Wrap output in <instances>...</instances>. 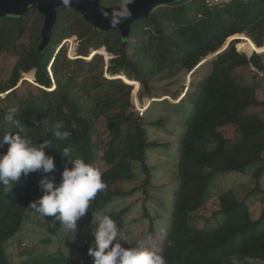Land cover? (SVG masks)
<instances>
[{
	"label": "trees",
	"instance_id": "trees-1",
	"mask_svg": "<svg viewBox=\"0 0 264 264\" xmlns=\"http://www.w3.org/2000/svg\"><path fill=\"white\" fill-rule=\"evenodd\" d=\"M115 1V4L119 3V0ZM31 14L36 17V24L42 25V16L35 9L23 16L0 19V52L19 54L21 66L2 88L1 94L10 93L0 97V136L12 133L26 135L33 143L50 141L53 148L45 151L54 157L56 167L52 173L36 171L27 177L22 175L20 182L9 192L0 188V264H12L7 244L27 224L29 204L43 195L39 181L47 176L60 182L66 166V158L61 153L65 147L71 149L73 158L84 159L93 166L103 150L102 159L108 166L102 172L106 188L91 201L89 211L83 217L87 218L84 225L90 224L93 214L105 213L123 229V218L133 206L120 212L113 209L108 213L106 210L114 203L134 198L139 192L135 188L125 189L137 178L135 169L139 163L148 176L144 185L138 188L143 190L146 200L151 199L149 153L176 146L172 142L149 141L148 127H162L168 132V126L164 118L145 124V118L134 111L131 86L135 88L132 84L135 82L105 77L92 82L91 74L102 63L103 54L95 55L89 63L81 59L69 60L63 55V45L58 54L53 55L56 45L74 35L81 40L79 57L88 58L91 49L102 48L114 56L108 73L113 77L123 76L125 81H138L142 87L141 103L146 98H157L153 97L155 78L176 75L178 70L188 76L195 70L193 77L205 66L208 68L191 82L181 101L186 99L190 109L182 117L185 127L177 139L179 153L175 180L178 187L172 191L173 203L168 211L170 226L161 233V243L154 241L158 236L155 225L159 216H153L145 202L143 218L150 221L145 244L151 241L146 247L154 251L160 248L158 252L164 255L167 264H264V228H261L264 208L260 219L255 221L245 200L236 201L225 208L219 206L217 214L222 215L224 221L214 229H198L193 221V215L208 205L210 189L220 175H246L255 168L257 180L264 174V101L258 97L259 82L264 79L251 70L253 67L259 72L264 71L262 54L248 58L247 49L237 48L239 40H235L216 58L200 66L229 38L240 34L250 37L260 50L264 49V0H230L212 7L207 0L161 4L149 17L133 23L126 36L119 30L99 29L79 13L63 7L58 9L56 32L43 52L40 51L41 26L33 35V47L18 50L15 45L21 35L30 31L28 17ZM229 20L235 21V25H230ZM52 57L49 71L53 76L47 71ZM82 71L88 75L80 80L78 75ZM22 72L27 82L38 85L39 90L32 89L35 97H27L26 88H17ZM53 83L55 89L48 91ZM181 94L171 93L173 97ZM156 103L159 102L151 103V110L155 109ZM8 115L20 122L19 128L5 120ZM100 120H105L111 133L103 147L92 141L94 128ZM57 121L63 122L65 129L72 132L68 140L60 141L52 134ZM229 127L238 129V139H215L214 134ZM7 148L4 144L0 153H5ZM67 166L71 167L70 164ZM46 222L50 235L46 243H50L63 226L53 217H47ZM24 264L68 262L60 256H49L40 261L26 259Z\"/></svg>",
	"mask_w": 264,
	"mask_h": 264
},
{
	"label": "rangeland",
	"instance_id": "rangeland-1",
	"mask_svg": "<svg viewBox=\"0 0 264 264\" xmlns=\"http://www.w3.org/2000/svg\"><path fill=\"white\" fill-rule=\"evenodd\" d=\"M209 6L218 5L220 3H228L230 0H207ZM105 7H114L118 4H115V0H103L100 2ZM30 9H34L31 8ZM38 13V11H37ZM36 15V13H34ZM39 16H42L38 13ZM2 19V18H1ZM30 21V31L24 33L16 40V47L18 50H28L33 47V35L36 33V28L39 30L40 26L43 29V24L45 21V16H42V25L36 24V17L31 14L28 17ZM58 20V19H57ZM230 25H235V21L229 20ZM57 25V22H56ZM54 27V32H56ZM112 31V30H105ZM239 40L236 44V47H244L247 49L249 56L251 58L254 54H262V59L264 63V49L260 50L257 46L256 49L252 48L251 42L253 41L250 37L245 34L237 35L236 37H231L226 41V44L220 49L227 47V44ZM249 39V40H247ZM52 40V39H51ZM254 42V41H253ZM65 43L62 51L66 59L69 60H80L77 58L85 59L86 62H91V59L95 54H103L102 63H99L98 67L91 74L92 82L96 83L99 80H102L103 77L108 80L112 79H121L124 82L135 84V88L131 86V103L133 105L134 111H136L140 117H144L145 124L149 121H157L160 118H164L165 123L168 126V132L164 128H151L148 127V139L150 142H172L176 144L171 149H157L149 153L148 166L150 167L151 179H150V197L149 200H146V197L143 193V190L138 188L144 185L147 180V174L144 173L143 167L139 163L135 169V174L137 178L125 186L126 190L139 189V192L134 198L122 201L120 203H114L106 211L111 213L114 209L117 212L125 210L128 206H133L130 212L125 214L123 218V229L127 241L130 245L134 244L138 239H144L147 234V228L149 227L150 221L143 218L144 205L146 202V208L153 213V216H159L156 221V228L158 230V236L154 241L162 242L161 233L166 231L171 222V217L168 213L170 208H172L173 203V194L172 191L176 189L177 181L175 180V174L177 173V156L179 151V145L177 144V139L181 136L182 129L185 127L183 125L184 118L183 115L186 114V110L190 109L189 104H186V99L181 103L185 97V93L189 89L192 81L197 80L200 75L206 73L208 68L205 66L204 69L198 71L196 75L192 77L194 71L188 76L184 75V71L178 70L176 75L166 76L163 79L155 78L152 83L153 86V97L155 99H144L142 103L139 101V95L142 90L141 84L138 81H125L123 76H111L107 71L109 67L110 60L113 59L110 54L106 52L104 48L100 50H90V56L88 58L79 57L78 50L81 47V40L77 35L72 36L70 39L65 42L62 41L59 45L55 46L54 54L57 55L59 49ZM256 45V44H255ZM264 47V46H263ZM262 47V48H263ZM228 49V48H227ZM73 53V57H72ZM216 54V53H215ZM214 55V54H213ZM210 55L208 57H211ZM207 57V58H208ZM216 58V57H214ZM54 58L52 57L47 71L49 72L51 68V62ZM108 60V63H107ZM20 55L14 54L12 52H0V97L4 98L7 94H1L2 88L8 85V82L11 80L13 72L16 69H20L19 66ZM85 62V61H84ZM205 60L200 64H205ZM198 66V67H200ZM198 67L196 69H198ZM251 70L258 73L260 78L264 79V71L259 72L257 69L251 67ZM35 71V70H34ZM69 72V71H68ZM249 73V70L246 71ZM24 72L21 73V79L18 83L20 85L17 88L25 89L27 91V97H35L32 89L37 88L38 85L27 82L25 79ZM85 75H88L85 71L81 72L78 75L80 80L84 78ZM26 81V83L24 82ZM250 82V78H248ZM24 82V83H23ZM137 83V85H136ZM260 86L258 88V97L260 100L264 101V81L259 82ZM23 84V85H22ZM37 86V87H36ZM44 88V87H43ZM38 89V88H37ZM45 89V88H44ZM55 85L53 84L51 89L48 91H53ZM39 90V89H38ZM38 91L36 90V93ZM177 94V92L182 93L180 96L173 97L171 93ZM124 93V92H123ZM123 93L120 96L123 98ZM169 95V96H165ZM178 97V98H177ZM177 98V99H176ZM152 102L156 103L155 109H150ZM185 103V104H184ZM148 109H150L148 111ZM149 117V118H148ZM152 119V120H151ZM144 123V122H143ZM95 135L93 136L94 145L100 144L101 147L104 146V143L108 140L111 133L108 131L107 123L105 120H100L99 123L94 128ZM239 131L236 127H229L223 130L222 133L214 134L215 139L222 140L225 138H232L236 140L239 138ZM99 157L95 162V167L98 168L101 173L108 169L106 162L102 159L103 150L100 151ZM256 173V168L249 171L248 174H229V175H220L214 181L213 187L210 189V200L207 206H205L199 214H194L195 218L194 224L198 229H214L219 226L223 221L224 217L220 214H217L219 206L225 208L235 203L236 201H244L249 207L250 214L253 220H258L261 217L264 205V174L261 179L257 180L254 177ZM56 183H59L55 180ZM161 213V214H160ZM105 214V213H101ZM27 224L20 234L16 236L11 242L7 244V253L10 257L12 264H24V261L27 260H41L43 257H63L67 259L68 264H93V259L90 257L88 260V248L93 243L94 237L90 235L93 225L90 224L85 226L87 218H82L78 221L76 233L66 231L64 228L60 231L57 237L50 239V243H46V240L49 238L48 225L46 222L47 217L40 216L33 209L29 210L27 213ZM264 228V222L261 224V228ZM124 243V242H122ZM146 244L151 245V241L146 242ZM125 247L129 245L124 244ZM160 248L156 249L158 251ZM151 250V249H150Z\"/></svg>",
	"mask_w": 264,
	"mask_h": 264
},
{
	"label": "clouds",
	"instance_id": "clouds-1",
	"mask_svg": "<svg viewBox=\"0 0 264 264\" xmlns=\"http://www.w3.org/2000/svg\"><path fill=\"white\" fill-rule=\"evenodd\" d=\"M68 2L65 0V3ZM134 3L135 0H119V4L110 13L103 15L111 27L117 28L132 17L129 5ZM5 120L20 127V122L14 121L12 115L6 116ZM75 127L73 123L72 128ZM52 134L56 139L65 141L71 137L72 132L65 129L63 122L57 121L52 127ZM4 144L8 145L7 151L0 153V188L4 192L11 191L20 182L22 175L27 177L36 171L52 173L55 170L54 157L45 151L53 148L50 141L33 143L26 135L8 133L0 136V147ZM61 153L66 158V166L60 182L56 183L47 176L42 178L38 187L43 195L29 206L40 216L53 217L66 231L75 234L78 221L87 214L97 193L105 190L106 183L98 168L84 159L73 158L69 147H65ZM91 224L93 227L90 235L94 241L88 248V255L92 257L93 264H167L162 253L146 247L145 239H138L130 245L125 233L110 215L93 214ZM124 244L129 246L125 247Z\"/></svg>",
	"mask_w": 264,
	"mask_h": 264
},
{
	"label": "water",
	"instance_id": "water-1",
	"mask_svg": "<svg viewBox=\"0 0 264 264\" xmlns=\"http://www.w3.org/2000/svg\"><path fill=\"white\" fill-rule=\"evenodd\" d=\"M174 1L179 0H135L134 4L129 5L133 12L132 17L117 28L111 27L105 15H103V13H110L116 6L105 7L100 3V0H69L68 3H65V0H0V19L8 16H23L30 10V7L37 10L40 15H44L45 21L41 32L42 42L40 45V51L43 52L51 42L53 30L58 19V9L60 8L69 7L97 28L102 30H119L123 36H126L130 32L133 23L149 17L157 6ZM229 45L230 43L227 44L225 50ZM222 52H224V49L206 58L205 61H211ZM112 57L114 58V56ZM77 59L85 60L82 58ZM106 71L108 72V67Z\"/></svg>",
	"mask_w": 264,
	"mask_h": 264
},
{
	"label": "bare ground",
	"instance_id": "bare-ground-1",
	"mask_svg": "<svg viewBox=\"0 0 264 264\" xmlns=\"http://www.w3.org/2000/svg\"><path fill=\"white\" fill-rule=\"evenodd\" d=\"M247 40H249V39H247ZM251 45H252V48L256 49V45H255V43L253 41L251 42Z\"/></svg>",
	"mask_w": 264,
	"mask_h": 264
},
{
	"label": "built area",
	"instance_id": "built-area-1",
	"mask_svg": "<svg viewBox=\"0 0 264 264\" xmlns=\"http://www.w3.org/2000/svg\"><path fill=\"white\" fill-rule=\"evenodd\" d=\"M247 1V0H246Z\"/></svg>",
	"mask_w": 264,
	"mask_h": 264
}]
</instances>
